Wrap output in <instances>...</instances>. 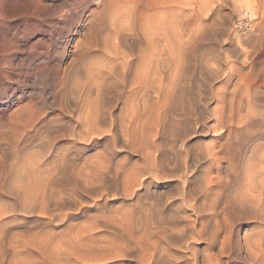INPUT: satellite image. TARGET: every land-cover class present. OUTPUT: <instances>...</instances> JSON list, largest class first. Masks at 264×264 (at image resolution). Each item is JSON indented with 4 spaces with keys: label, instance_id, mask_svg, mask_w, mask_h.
<instances>
[{
    "label": "rangeland",
    "instance_id": "1",
    "mask_svg": "<svg viewBox=\"0 0 264 264\" xmlns=\"http://www.w3.org/2000/svg\"><path fill=\"white\" fill-rule=\"evenodd\" d=\"M0 1V264L264 263V0Z\"/></svg>",
    "mask_w": 264,
    "mask_h": 264
},
{
    "label": "bare ground",
    "instance_id": "2",
    "mask_svg": "<svg viewBox=\"0 0 264 264\" xmlns=\"http://www.w3.org/2000/svg\"><path fill=\"white\" fill-rule=\"evenodd\" d=\"M0 2H1V1H0ZM0 5H1V4H0ZM0 7H1V6H0ZM148 17H150V18H147V17H146V18H147L148 21H149V19H151L152 17H151V16H148ZM155 17H156V16H153V18H154L153 21L158 20L157 17H156V20H155ZM158 18H161V16H160V17L158 16ZM164 18H165V17H162L163 20H164ZM147 19L144 18V20H147ZM162 19H160V20L162 21ZM165 19H166V18H165ZM144 20H143V21H144ZM170 20H172V19H170ZM175 20H176V19H175ZM143 21L141 20V21L139 22L140 25H141L142 27L144 26V24H142ZM151 21H152V19H151L149 22L151 23ZM161 21H159V20L156 21V23H155L156 25H155V26H157V27H159L160 25H164V26H165L166 23H164V22L162 21V23H163V24H162ZM164 21L167 22V19L164 20ZM172 21H173V20H172ZM143 23H145V22H143ZM147 23H148V22H146V24H147ZM152 23H153V22H152ZM177 24H178V23H177ZM177 24H173L172 22H170L171 29H172V33H171V35H169L170 37L167 36L168 33L166 34V38H165V39H164V37H163V39H164L163 42H165V43L162 42V44L158 46V42H157L156 40H154V39H151V40H150V47H151V48L153 47L154 49L157 50V53L155 54V55H156L155 57H157V55L159 54L158 52H159L160 50H163V51L169 52L168 54H170V55L172 54L171 57H173V53H175V55H177V54L179 53V56H180V52H177V54H176V51H178V50L181 51V52L183 51L182 48H181V40H182V37H181V36H182L183 33H181V32L185 31V29H182V28H184V27H182V28H178V25H177ZM127 25H128V24H127ZM148 25H150V24L148 23ZM166 25H167V24H166ZM167 26H168V25H167ZM142 27H141V29L144 30L145 28H142ZM144 27H145V26H144ZM165 28H166V26H165ZM166 29H170V26H169V28L167 27ZM164 31H165V30H164ZM165 33H166V32H165ZM165 33H164V34H165ZM157 34H158V33H157ZM161 34H163V33H162V29H161ZM134 35L136 36V34H134ZM122 36H123V35H122ZM186 36H187V35H186ZM124 39H125V38L123 37V40H124ZM146 39H147V38H146ZM111 40H112V39H111ZM123 40L121 39V41H123ZM125 40H126V39H125ZM125 40H124L122 43H126ZM127 40H128V39H127ZM127 40H126V41H127ZM157 40H158V38H157ZM112 41H113V40H112ZM112 41H111V43H112ZM145 41H146V40H145ZM145 41L143 40V42H142V41H139V42H140V43H141V42L144 43ZM146 42H148V41H146ZM111 43H110V44H111ZM116 43H117V42H115V46H116ZM129 43H130V42H129ZM135 43H136V42L134 41V45H135ZM142 43H141V45H142ZM0 44H1V43H0ZM138 44H139V43H138ZM146 44H147V43H146ZM112 45H113V44H112ZM144 45H145V44H144ZM144 45H142V46H144ZM2 46H3V45H2ZM110 46H111V45H110ZM125 46H127V43L125 44ZM138 46H139V45H138ZM142 46H141V48H142ZM145 46H146V45H145ZM148 46H149V43L147 44V49H145L146 47H145V48L143 47L142 49L149 51L150 48H149ZM127 47H128V46H127ZM132 47H133V43H132ZM132 47H131V48H132ZM134 47H135V46H134ZM109 48H111V47H109ZM113 48H114V47H113ZM129 48H130V46H129ZM138 48H139V47H138ZM141 48H139V49H141ZM153 48H152V49H153ZM148 49H149V50H148ZM154 49H153V50H154ZM158 49H159V50H158ZM117 50H119V47H117ZM120 50H121V49H120ZM153 50H152V52H153ZM122 51H123V49H122ZM142 51H143V50H142ZM163 51H162V52H163ZM114 52H117V51L114 50ZM114 52H112V53H114ZM144 52L146 53V51H144ZM152 52H151V53H152ZM166 52H164V53L167 54ZM110 53H111V52H110ZM112 53L110 54L111 56H112ZM118 53H119V52H118ZM118 53H117V55H114V54H116V53H114V54H113L114 57H117V56H118ZM139 53H140V50H139ZM141 53L143 54V52H141ZM148 53H149V52H148ZM148 53H147V54H148ZM164 53H163V54H164ZM119 54L121 55V53H119ZM147 54H145V55L147 56ZM168 54H167V55H168ZM120 55H119V56H120ZM124 55H125L126 58H128V56H126V55H128V54H126V52L124 53ZM145 55H144V56H145ZM148 55H149V54H148ZM159 55H160V54H159ZM161 55H162V54H161ZM119 56H118V59H121L122 57H124V56H121V58H119ZM129 56H130V55H129ZM140 56H141V55H140ZM140 56H138V58H141V57H142V56H141V57H140ZM146 56H145V57H146ZM153 56H154V55H153ZM153 56H150V57H153ZM162 56L164 57V55H162ZM168 56H169V55H168ZM168 56H167V57H168ZM177 56H178V55H177ZM177 56H176V57H177ZM181 56H183V54H181ZM114 57L112 56V59L109 58V59H108V63L110 62L109 60H111V61L114 60V59H113ZM145 57H144V58H145ZM150 57H149V60H150ZM159 57H160V56H159ZM159 57H158V58H159ZM167 57H165V58H167ZM174 57H175V56H174ZM176 57H175V58H176ZM126 58H123V59H126ZM147 58H148V57H147ZM165 58H164V59H165ZM169 58H170V57H168V59H169ZM183 58H184V57H183ZM115 59H116V58H115ZM118 59H116V61H117ZM123 59H122V61H124ZM129 59H130V58H129ZM141 59H142V58H141ZM162 59H163V58H162ZM164 59H163V60H164ZM168 59H167V60H168ZM176 59H177V58H176ZM181 59H182V58H180V60H181ZM144 60H145V59H144ZM170 60H171V58H170L168 61H170ZM174 60H175V59H173L172 62H171V61H170V62L173 63ZM178 60H179V59H178ZM180 60H179V63H180ZM182 60H183V59H182ZM116 61H115V62H116ZM126 61H127V60H126ZM126 61H124V62H126ZM142 61H143V60H142ZM142 61H141V62H142ZM168 61H166V63H165V62L162 61L161 59H155V60H153V62L150 63V66L147 67V70H148L149 67H150L149 70H151V68L153 69L152 71H153V74H154V75L150 74V75H152L151 78L156 77L157 73L160 71L159 68H160L161 66H163L164 64H167ZM115 62H114V63H115ZM129 62H130V61H129ZM176 62H177V61L175 60V62H174L175 64H172L171 67L174 66V65H176V64H177ZM110 63H111V62H110ZM112 63H113V61H112ZM112 63H111V64H112ZM116 63H117V62H116ZM116 63H115V66L117 67ZM139 63H140V62H139ZM179 63H178V64H179ZM182 63H184V61H183ZM185 63H186V62H185ZM117 64H118L119 66H120V65H124V63H123V64H122V63H121V64H120V63H117ZM126 64H128V63H126ZM142 64H143V63H142ZM168 64H170V63H168ZM180 64H181V63H180ZM180 64H179V65H180ZM100 65H101V64H100ZM112 65H113V64H112ZM130 65H131V64H130ZM139 65H140V64H139ZM147 65H148V64H147ZM179 65H178V66H179ZM186 65H187V63L185 64V66H186ZM102 66H103V65H102ZM107 66H108V65H107ZM113 66H114V65H113ZM119 66H118V67H119ZM181 66H183V65H181ZM118 67H117V68H118ZM120 67H121V66H120ZM124 67H125V66H124ZM171 67H170V68H171ZM179 67H180V66H179ZM183 67H184V66H183ZM183 67H182V68L180 67L179 70H180V69H183ZM188 67H189V66H188ZM98 68H101V67H98ZM98 68H97V70L99 71ZM102 68H103V67H102ZM108 68L111 69V70L113 69V68H110L109 66H108ZM108 68H107V70H108ZM126 68H127V66H126ZM128 68H129V67H128ZM138 68H139V67H138ZM138 68H137V69H138ZM140 68H141V67H140ZM145 68H146V67H145ZM173 68H174V67H173ZM175 68H176V67H175ZM184 68H185V67H184ZM193 68H194V67H193ZM95 69H96V68H95ZM104 69H106V68L104 67ZM104 69H103V71H104ZM163 69L167 70L164 66H163ZM168 69H169V66H168ZM188 69H189V68H188ZM194 69H195V68H194ZM97 70H96V71H97ZM111 70H110V71H111ZM123 70H124V69H123ZM129 70H130V69H129ZM129 70H127V71H129ZM143 70H146V69H143ZM158 70H159V71H158ZM170 70H171V69H170ZM175 70H176V69H175ZM186 70H187V68L185 69V71H184V69H183L184 73L186 72ZM232 70H233V69H232ZM115 71H116V70H115ZM127 71H125L124 73L126 74ZM167 71H168V70H167ZM180 71H181V70H180ZM180 71H179V72H180ZM187 71H189V70H187ZM92 72L94 73L95 70H94V71L92 70ZM106 72H108V71H106ZM106 72H105V73H106ZM141 72H142V71H141ZM145 72H146V71H145ZM190 72H194L193 69H192ZM89 73H90V72H89ZM95 73H96V72H95ZM97 73H98V72H97ZM109 73H110V72H109ZM112 73H115V72H112ZM119 73H120V72H119ZM128 73H129V72H128ZM138 73L140 74V72H138ZM138 73L136 72V70L133 72L134 75H135V74H138ZM169 73H170V72H169ZM176 73L178 74V70L176 71ZM176 73L174 72L173 75H175ZM98 74H99L98 76L101 77L100 75H102V73L100 72V73H98ZM117 74H118V73H117ZM139 74H138V75H139ZM158 74H160V72H159ZM177 74H176V75H177ZM180 74H181V72H180ZM103 75H104V74H103ZM103 75H102V76H103ZM105 75H106V74H105ZM105 75H104V76H105ZM110 75H111V73H110ZM141 75H142V73H141ZM145 75H146V74H145ZM145 75H144V76H145ZM150 75H149V76H150ZM94 76H95V75H94ZM104 76H103V77H104ZM111 76H112V75H111ZM111 76H110V77H111ZM157 76H158V75H157ZM170 76H171V75H170ZM178 76H179V78H180V77L183 76V74H181V76L178 74ZM178 76H177V77H178ZM184 76H185V74H184ZM86 77H87V76H86ZM96 77H97V76H96ZM96 77H95V78H96ZM127 77H128V75H127ZM134 77H136V76H134ZM147 77H148V76H147ZM174 77H175V76H174ZM108 78H109V77H108ZM108 78H107V79H108ZM117 78H118V77L116 76V77L114 78L113 81H116ZM120 78H121V77H120ZM120 78H118V79H120ZM124 78H125V77H124ZM128 78H129V77H128ZM143 78H144V77H143ZM179 78H175V79H176V83H178V84H179V82H180L181 80L183 81V79H184V78L182 77L183 79L180 78L181 80H179V81L177 82V80H178ZM90 79H92V78H89L88 81H93V80H90ZM96 79L99 81V82H97V80H96V82H97L98 84L100 83V86H101V84H102L101 82H102V79H103V78L100 79L101 82H100V80L98 79V77H97ZM109 79H110V78H109ZM109 79L106 80V77H105V80H106L107 82H106V81H103V83L106 82V83H104V84H107V83L109 82ZM134 79H136V78H134ZM134 79H132V80H134ZM146 79L148 80V78H146ZM153 79H154V78H153ZM103 80H104V79H103ZM151 80H152V79H151ZM154 80H156V79H154ZM185 80H186V78L184 79V82H186ZM119 81H120V80H119ZM119 81H118V82H119ZM121 81H122V79H121ZM121 81H120V83H121ZM140 81H141V80H140ZM182 81H181V83H180V86L177 85V87L182 88V90H179V88H177V89H178V92L182 93L181 96H183V94H184V93H183V89H184V88L181 86V84L183 83ZM93 82H94V81H93ZM96 82L93 83V84H96ZM116 82H117V81H116ZM118 82H117V83H118ZM141 82H142V81H141ZM87 83H88V82H87ZM87 83H85V84H87ZM89 83H90V82H89ZM117 83H115V84H117ZM125 83L127 84V82H125ZM125 83L123 82L122 84H119V85L122 86V85L125 84ZM135 83L138 84L137 82H135ZM186 83H187V82H186ZM85 84H84V86L86 87ZM91 84H92V83H91ZM93 84H92V85H93ZM98 84L94 85V87L97 86ZM104 84H103V85H104ZM115 84H114V85H115ZM133 84H134V83H133ZM140 84H141V83H140ZM61 85H62V84H61ZM82 85H83V84H82ZM82 85H81V86H82ZM87 85H88V84H87ZM92 85H91V88H90L91 91H92ZM110 85H111V83H110ZM134 85H135V84H134ZM134 85H133V86H134ZM141 85H142V84H141ZM141 85H140V86H141ZM182 85L184 86V83H183ZM185 85H186V84H185ZM88 86H90V85H88ZM88 86H87V87H88ZM100 86H99L98 88H100ZM104 86H105V85H104ZM174 86H175V84L173 85V87H174ZM187 86H189V85H187ZM82 87H83V86H82ZM82 87L80 88V91H81V89H83ZM94 87H93V89H94ZM112 87H113V88H111V86H110L109 91H110L111 89L114 90V86H112ZM130 87H131V86H130ZM134 87H135V86H134ZM175 87H176V86H175ZM175 87H174V88H175ZM76 88H77V87H76ZM102 88H103V87H102ZM118 88H119V86H118ZM171 88H172V84H171ZM187 88H188V87H186L184 90H187ZM189 88H190V87H189ZM189 88H188V90H189ZM78 89H79V87H78ZM85 89L87 90V88H85ZM90 89H88V90H90ZM95 89H96V88H95ZM120 89H121V87H120ZM120 89H119V90H120ZM88 90H87V91H88ZM98 90H99V89H98ZM98 90H97L96 92H98ZM113 90H111L110 93H111V92H114ZM115 90H116V89H115ZM122 90H124V89H122ZM140 90H141V89H140ZM171 90L173 91L174 89H171ZM75 91H76V90H74V92H75ZM80 91H79V92H80ZM84 91H85V90H83V92H84ZM91 91H90V92H91ZM102 91H103V90H102ZM107 91H108V90H107ZM107 91H106V92H107ZM109 91H108V92H109ZM143 91H144V90H143ZM176 91H177V90H176ZM181 91H182V92H181ZM76 92H77V91H76ZM79 92H77V94H78ZM85 92H86V91H85ZM90 92L88 91L87 94L89 93L88 95L91 96V93H90ZM103 92H104V91H103ZM115 92H118V91H115ZM174 92H175V90H174ZM184 92L186 93L187 91H184ZM188 92H189V91H188ZM188 92H187V93H188ZM80 93H81V92H80ZM180 93H179V94H180ZM84 94H86V93H84ZM103 94H104L105 96L107 95V93H105V92H104ZM103 94H102V96H103ZM177 94H178V93H176V95H177ZM82 95H83V94H82ZM98 95H100V91L98 92ZM98 95H96V96L99 98ZM112 95L114 96L113 93H112ZM112 95H111V96H112ZM188 95H190V93H189ZM85 96H86V95H84L83 98H84ZM108 96H110V95H108ZM111 96H110V97H111ZM103 97H104V96H103ZM110 97H109V99L113 98V97H111V98H110ZM116 97L119 98V95H117ZM174 97H175V96H174ZM176 97H178V95H177ZM176 97H175V98H176ZM93 98H95V97H93ZM106 98H107V97H106ZM178 98H179V97H178ZM182 98H183V97H182ZM19 99H22V95L18 97V100H19ZM99 99H105V98H99ZM99 99H97V100H99ZM176 99H177V98H176ZM176 99H175V100H176ZM93 100H94V99H93ZM93 100H91L92 103H94ZM111 100H112V102H113V99H111ZM111 100H110V101H111ZM115 100H116V99H115ZM179 100H180V98H179ZM182 100H183V99H182ZM85 101H87V100H86V97H85ZM100 101H101V100H100ZM170 101H171V100H170ZM95 102H96V101H95ZM107 102H108V101H107ZM173 102H174V105H175V101H173ZM181 102H183V101H181ZM90 103H91V102H90ZM101 103H102V102H101ZM109 103H110V102H108V104H109ZM170 103H171V102H170ZM86 104H87V102H86ZM88 104H89V103H88ZM94 104H95V103H94ZM183 104H184V102H183V103H180V105L182 106V108H183V106L185 105V104H184V105H183ZM92 105H93V104H91V106H92ZM106 105H107V104H106ZM176 105H178V103H177ZM180 105H179V106H180ZM93 106H94V108H95V105H93ZM97 106H98V104H97ZM97 106H96V108H97ZM99 106H100V105H99ZM107 106H108V105H107ZM107 106H106V107H107ZM109 106H110V105H109ZM109 106H108V107H109ZM111 106H113V104H112ZM111 106H110V107H111ZM114 106H115V105H114ZM89 107H90V105H89ZM102 107H103V106H102ZM174 107H176V106H174ZM94 108H93L94 111L91 110V113H90V114H92V112H93V114L95 113V109H94ZM103 108H105V107H103ZM103 108H101L102 111H103ZM113 108H114V107H113ZM176 108H177V107H176ZM184 108H185V107H184ZM90 109H91V107H90ZM99 109H100V108H99ZM87 110H88V108H87ZM105 111H108V110H105ZM105 111H104V112H105ZM184 111H185V109H184ZM96 112H99L100 115L102 114V112H101L100 110H97ZM104 112H103V113H104ZM108 112H109V111H108ZM105 113H106V112H105ZM185 113H186V111H185ZM185 113H184V114H185ZM187 113H188V112H187ZM88 114H89V112H88ZM90 114H89V115H90ZM95 114H96V113H95ZM97 115H98V114H96V117H97ZM100 115H98V116H100ZM187 115H188V114H187ZM187 115H183V116H187ZM14 117H15V116H14ZM87 117H88V118H91V119L93 118V116H91V117L87 116ZM100 117H101V116H100ZM100 117H99V118H100ZM185 118H186V117H185ZM103 119H104V118H103ZM14 120H15V119H14ZM87 120H88V119H87ZM92 120L97 121L95 118L92 119ZM92 120H91V122H94V121H92ZM15 121H16V120H15ZM181 121L183 122L184 120L181 119ZM26 122H28V121H26ZM88 122H89V121H88ZM88 122H87V123H88ZM187 122H188V121H187ZM183 123H184V122H183ZM185 123H186V122H185ZM185 123H184V125L187 124V123H186V124H185ZM189 123H190V121H189ZM189 123H188V124H189ZM184 125H183V126H184ZM187 126H191V128H193V127H192L193 124H191V125L189 124V125H187ZM185 128H186V127H185ZM187 129H188V128H187ZM187 129H186V130H187ZM189 129H190V128H189ZM189 129H188V130H189ZM183 130H185L184 127H183ZM190 130H193V129H190ZM179 135H181V134H179ZM184 135H185V134H183V136H184ZM179 138L182 139V137H179ZM27 140H28V139H27ZM178 140H179V139H178ZM151 143H152V142H151ZM147 147H148V146H147ZM156 150H157V149H156ZM184 151H185V150H184ZM25 156H26V155H25ZM178 157H179V156H178ZM261 157H262V156H261ZM185 159H186V158H185ZM262 163H263V162H262ZM185 165H186V164H185ZM257 170H258V169H257ZM250 171L252 172V170H250ZM187 172H188V171H187ZM165 173H167V172H165ZM182 174H183V173H182ZM263 174H264V173H263ZM0 178H1V177H0ZM187 178H188V177H187ZM258 178H259V177H258ZM261 178H262V177H261ZM185 179H186V177H185ZM185 179H184V180H185ZM0 180H1V179H0ZM254 180H255V179H254ZM186 181H187V180H186ZM248 181H249V180H248ZM183 182H184V181H183ZM188 189H189V188H188ZM189 192H190V191H189ZM251 197H253V196H251ZM255 197H256V196H255ZM187 203H189V202H187ZM254 203H255V201H254ZM260 204H261V203H260ZM187 205H188V204H187ZM193 206H194V205H193ZM194 207H196V206H194ZM197 207H198V206H197ZM198 209H199V208H198ZM197 211H198V210H197ZM198 233H199V232H198ZM198 233H197V234H198ZM172 234H173V233H172ZM174 234H175V233H174ZM180 234H181V233H180ZM163 236H164V235H163ZM170 236H171V235H170ZM192 237H193V235H192ZM152 248H153V247H152ZM152 248H151V249H152ZM250 252H251V251H250ZM250 252H249V253H250ZM262 258H263V257H262ZM1 260H2V259H1ZM262 261H263V260H262ZM260 263H261V262H260ZM260 263H259V264H260ZM263 264H264V263H263Z\"/></svg>",
    "mask_w": 264,
    "mask_h": 264
}]
</instances>
